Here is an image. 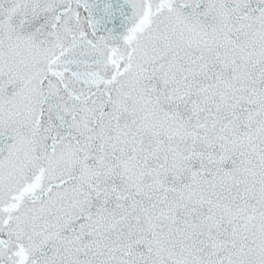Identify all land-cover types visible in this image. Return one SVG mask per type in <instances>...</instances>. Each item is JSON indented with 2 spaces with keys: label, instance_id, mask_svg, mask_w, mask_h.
Listing matches in <instances>:
<instances>
[{
  "label": "snow or ice",
  "instance_id": "6c2138e0",
  "mask_svg": "<svg viewBox=\"0 0 264 264\" xmlns=\"http://www.w3.org/2000/svg\"><path fill=\"white\" fill-rule=\"evenodd\" d=\"M0 264H264V0H0Z\"/></svg>",
  "mask_w": 264,
  "mask_h": 264
}]
</instances>
